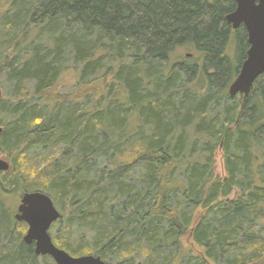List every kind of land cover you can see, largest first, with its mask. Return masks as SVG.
<instances>
[{
  "label": "trees",
  "instance_id": "obj_1",
  "mask_svg": "<svg viewBox=\"0 0 264 264\" xmlns=\"http://www.w3.org/2000/svg\"><path fill=\"white\" fill-rule=\"evenodd\" d=\"M234 9L235 0L0 2V88H10L0 100V264H55L23 242L14 218L37 191L61 214L54 245L73 257L264 264V74L246 98L229 96L248 50L245 31L225 20ZM65 105L74 110L58 111Z\"/></svg>",
  "mask_w": 264,
  "mask_h": 264
},
{
  "label": "water",
  "instance_id": "obj_2",
  "mask_svg": "<svg viewBox=\"0 0 264 264\" xmlns=\"http://www.w3.org/2000/svg\"><path fill=\"white\" fill-rule=\"evenodd\" d=\"M236 9L228 14L226 22L236 31L243 26L247 33L249 49L239 73L228 88L230 97L246 98L259 77L264 74V0H235ZM2 92L0 90V100ZM2 128H0V134ZM8 162L0 159V173L8 171ZM61 217L51 198L41 192L21 196L14 218L27 227L23 237L26 245L34 246L37 257L47 256L55 264H107L100 257L86 255L73 257L57 248L49 234L54 223Z\"/></svg>",
  "mask_w": 264,
  "mask_h": 264
},
{
  "label": "rangeland",
  "instance_id": "obj_3",
  "mask_svg": "<svg viewBox=\"0 0 264 264\" xmlns=\"http://www.w3.org/2000/svg\"><path fill=\"white\" fill-rule=\"evenodd\" d=\"M0 2H2V0H0ZM234 59L236 60V56L234 55ZM73 83V77H72V74H67L63 77V80H61V92L62 93H68L71 91V88H70V85ZM1 92H2V96L5 95L6 97H10V88H6L5 91H2V89L0 88ZM65 108V109H64ZM71 108V110H74V107L72 106H68V105H65L64 107H60L58 111H62L63 109L64 110H67ZM85 109L84 107H82V110ZM1 128V127H0ZM37 150L35 151H30L29 153L27 152V155L30 157V158H33L36 154H37ZM60 152V150L58 148H52V147H49L47 149V153L49 155H53L55 153V155H58V153ZM1 160H4L6 161L3 157H0ZM8 162V161H6ZM9 164V163H8ZM95 170H98L95 169ZM214 174L216 176H219V177H224L225 176V171H224V165H223V157H222V153L220 150H218L215 154V166H214ZM137 176H138V172L136 171V173H134V175L132 176L133 179H137ZM39 192V191H38ZM42 193V192H41ZM63 226L61 225L60 228L58 229H62ZM50 236H51V239L52 237H54V235L52 233H49ZM186 247L188 249H190L191 251L193 252H196V248L195 246H191L189 244V241L187 240L186 241ZM107 264H117L115 262H112V261H109V260H106L105 261Z\"/></svg>",
  "mask_w": 264,
  "mask_h": 264
},
{
  "label": "flooded vegetation",
  "instance_id": "obj_4",
  "mask_svg": "<svg viewBox=\"0 0 264 264\" xmlns=\"http://www.w3.org/2000/svg\"><path fill=\"white\" fill-rule=\"evenodd\" d=\"M235 9H236V2H235ZM235 9H234V10H235ZM228 25H230V24H228ZM230 27H231V25H230ZM231 29H232V27H231ZM238 29H239V30H241V29H242V30H244V31H245V34H246V44H247V46H248V49H249V45H248V43H247V33H246V30H245V28H244L243 26H241V27H240V28H238ZM238 29H237V30H238ZM237 30H236V31H237ZM233 31H234V30H233ZM247 51H248V50H247ZM246 53H247V52H246ZM239 96H241V95H239ZM242 97H243V96H242ZM243 98H244V97H243Z\"/></svg>",
  "mask_w": 264,
  "mask_h": 264
}]
</instances>
